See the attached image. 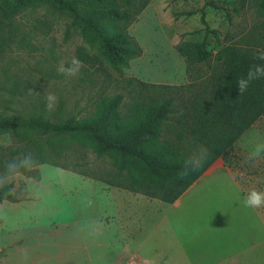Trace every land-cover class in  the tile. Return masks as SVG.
<instances>
[{"label": "rangeland", "instance_id": "rangeland-1", "mask_svg": "<svg viewBox=\"0 0 264 264\" xmlns=\"http://www.w3.org/2000/svg\"><path fill=\"white\" fill-rule=\"evenodd\" d=\"M57 1L65 3L42 1L20 9L11 19L13 43L0 53L2 116L79 120L89 118L102 100L120 94L118 111L126 117L136 104L171 98L163 134L173 139L178 121L185 113L191 115L189 101L198 93L207 95L210 88L214 60L189 63L176 49L202 40L201 17L212 31L206 45L213 54L223 45L244 48L264 42L263 0H150L125 27L140 53L117 70L105 60L90 25L103 4ZM121 27L105 24L109 33ZM74 57L82 62L76 75L57 71L73 66ZM50 95L55 99L48 100ZM50 139L56 151L49 153V161L5 184L12 198L0 202V264H128L132 256H114L121 247L115 208L124 207L118 203L123 195L136 197L137 211L122 214L132 252L141 246L142 255L151 253L153 245L170 250L169 239L175 237L188 256L211 255L205 258L214 261L228 254L232 260L264 264V206L244 205L251 190L264 193V154L250 156L256 144L264 143V115L240 136L224 161L242 171L245 197L217 174L189 189L179 206L110 186L107 180L126 184L125 172L119 173L109 156L98 157L74 135ZM41 142L46 144V138ZM181 143L191 155L199 148V140L186 133ZM14 147L24 150L11 135H0L5 155ZM142 204L147 206L143 212ZM161 237H170L169 243ZM131 259L144 264L143 258Z\"/></svg>", "mask_w": 264, "mask_h": 264}, {"label": "trees", "instance_id": "trees-1", "mask_svg": "<svg viewBox=\"0 0 264 264\" xmlns=\"http://www.w3.org/2000/svg\"><path fill=\"white\" fill-rule=\"evenodd\" d=\"M42 1L65 3L57 0H0V53L10 42L13 43L10 27L14 15L20 9ZM93 1L103 4L104 10L90 25L99 37L105 60L118 70L140 53L125 27L150 0ZM261 7L264 8V0ZM201 21L204 24L202 40L179 44L176 49L189 63L214 60L210 88L207 95L201 92L189 101L191 115L187 118L185 113V118L178 121L181 125L175 138L168 139L163 134L172 112L171 98L153 104H136L126 117L118 111L122 102L120 94L102 100L89 118L79 120L52 122L42 114L19 118L0 115V135H11L24 148L14 147L7 155L0 149V173L15 156L18 158L27 153L32 154L36 164L49 161V153L56 151L50 137L71 134L89 145L98 157L109 156L119 173L125 172L126 184L107 180L110 186L167 204L174 203L214 160L221 156L225 161L234 143L264 115V79L251 82L243 94H239L236 87L237 80L251 65L264 64V61L254 59L257 53L264 51V42L244 48L223 45L213 54L206 45L207 36L212 31L203 17ZM108 22L121 23L122 27L109 33L105 29ZM185 133L199 140V148L195 151L201 147L207 150L202 165L187 175L184 174V162L191 153L181 143ZM43 137L46 144L41 142ZM11 198L10 185L0 186V202Z\"/></svg>", "mask_w": 264, "mask_h": 264}, {"label": "crops", "instance_id": "crops-1", "mask_svg": "<svg viewBox=\"0 0 264 264\" xmlns=\"http://www.w3.org/2000/svg\"><path fill=\"white\" fill-rule=\"evenodd\" d=\"M223 175L224 177L228 178V185L232 186L235 188V190L238 192L239 195H242V190H243V184L241 182V177H242V171L240 169L234 168L233 166H226L224 160L221 158H217L216 160L213 161V163L206 169V171L172 204V206H179L178 204L180 203L181 198L184 196V194L191 188H193L196 184L202 182L205 178L212 177L214 175ZM131 194V193H129ZM143 196V195H142ZM122 199H120V202H118L121 206L124 207H116L115 208V220L118 223V229H119V236L117 242L121 246L118 251L114 252V256H117L119 258H126L127 256H132L131 258H143L142 261L144 264H247L246 261L239 260V259H230L231 257H228V254L216 258L214 261H207L205 257L211 256V255H206V256H188L185 251H181L180 246L181 243L177 241L175 237H169L167 239L171 240L173 242L172 248H169L170 250H165V247H160L158 248L156 245L154 248H152L151 253H144L142 255L141 253V246L137 247L134 251L132 252L130 250V247L126 243V236L123 233V222H122V214H125V212H129L130 214H134L137 211V206H136V197L134 196H121ZM145 197V196H144ZM245 197V196H243ZM147 198V197H146ZM150 199V198H149ZM132 200V202H130ZM152 200V199H151ZM154 200V199H153ZM127 201L126 203H124ZM130 202V203H129ZM142 202V201H141ZM132 203V204H131ZM118 204V205H119ZM145 205V204H142ZM142 205L139 207L141 212H143L144 209H147V206L142 207ZM151 205V204H150ZM135 206V208H133ZM151 208V206H150ZM124 217V216H123ZM162 222V220H161ZM161 222L156 226V228L161 225ZM126 226V225H125ZM162 239L163 242L166 240L165 237ZM130 240V239H129ZM148 242V239H146ZM144 243L142 246L145 244V240L143 241ZM167 243H169L166 240ZM123 243V246L121 245ZM163 245V244H161ZM180 250H179V249ZM142 255V256H141ZM129 258L127 261L128 264L136 263L138 264L139 262L136 260H132Z\"/></svg>", "mask_w": 264, "mask_h": 264}, {"label": "clouds", "instance_id": "clouds-1", "mask_svg": "<svg viewBox=\"0 0 264 264\" xmlns=\"http://www.w3.org/2000/svg\"><path fill=\"white\" fill-rule=\"evenodd\" d=\"M256 60L264 61V51L257 53L254 57ZM82 62L78 58H73L70 67L60 66L57 68L59 73L74 76L79 72ZM264 79V64H253L249 67L247 73L239 78L236 82V87L239 94L247 91L249 85L254 80ZM54 96H49L48 100H54ZM50 106V105H49ZM206 149L201 147L198 152L193 153L184 162V174L187 175L190 171L197 170L203 163V158ZM264 154V143L256 144L253 151L250 153L251 158L255 159ZM36 161L31 153L24 154L22 157L14 158L5 165L3 173H0V186L8 183L14 177L20 176L22 169H30L36 165ZM244 205L250 208H260L264 206V193L256 190H251L244 199Z\"/></svg>", "mask_w": 264, "mask_h": 264}]
</instances>
